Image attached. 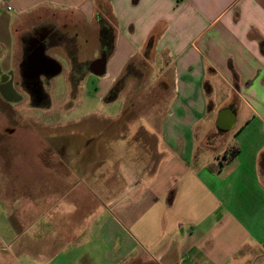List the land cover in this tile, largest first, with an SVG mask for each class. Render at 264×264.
<instances>
[{
	"label": "crops",
	"instance_id": "1",
	"mask_svg": "<svg viewBox=\"0 0 264 264\" xmlns=\"http://www.w3.org/2000/svg\"><path fill=\"white\" fill-rule=\"evenodd\" d=\"M88 72L112 131L0 133V264H264V0H0L1 121Z\"/></svg>",
	"mask_w": 264,
	"mask_h": 264
},
{
	"label": "rangeland",
	"instance_id": "2",
	"mask_svg": "<svg viewBox=\"0 0 264 264\" xmlns=\"http://www.w3.org/2000/svg\"><path fill=\"white\" fill-rule=\"evenodd\" d=\"M89 48L88 54L96 52L95 46L89 45ZM99 81L97 75L88 72L78 87L70 88L60 78L55 85L44 88L51 96L48 106L42 102L32 104L29 99L3 103L9 117L0 120V133L6 127L13 131H112L111 116L121 110L123 100L106 103L101 98L103 89ZM137 104L134 124H138L139 117L145 119L149 114L144 105ZM3 135H0V142L16 143V136ZM262 175L264 180V173Z\"/></svg>",
	"mask_w": 264,
	"mask_h": 264
},
{
	"label": "trees",
	"instance_id": "3",
	"mask_svg": "<svg viewBox=\"0 0 264 264\" xmlns=\"http://www.w3.org/2000/svg\"><path fill=\"white\" fill-rule=\"evenodd\" d=\"M100 26L102 27L101 34H100V41H101L103 50L107 54L110 51L111 45H112V37H113L112 29L103 20H100ZM117 91H118V88L117 89L116 87L114 89L112 88L110 92L108 93V95L106 96V100H110V101L113 100L117 94ZM236 152H237V149L234 148V152H230L229 154L231 155L230 157H232ZM261 160H262V166L264 167V153L262 154Z\"/></svg>",
	"mask_w": 264,
	"mask_h": 264
},
{
	"label": "water",
	"instance_id": "4",
	"mask_svg": "<svg viewBox=\"0 0 264 264\" xmlns=\"http://www.w3.org/2000/svg\"><path fill=\"white\" fill-rule=\"evenodd\" d=\"M104 63L105 59L103 57L95 61L94 72L96 74H102L104 72Z\"/></svg>",
	"mask_w": 264,
	"mask_h": 264
},
{
	"label": "flooded vegetation",
	"instance_id": "5",
	"mask_svg": "<svg viewBox=\"0 0 264 264\" xmlns=\"http://www.w3.org/2000/svg\"><path fill=\"white\" fill-rule=\"evenodd\" d=\"M39 49H40V47H39ZM38 49V50H39ZM34 95H37V93H39L40 94V89H38V88H32V89H29Z\"/></svg>",
	"mask_w": 264,
	"mask_h": 264
},
{
	"label": "built area",
	"instance_id": "6",
	"mask_svg": "<svg viewBox=\"0 0 264 264\" xmlns=\"http://www.w3.org/2000/svg\"><path fill=\"white\" fill-rule=\"evenodd\" d=\"M229 152H234V148L231 147V148L229 149Z\"/></svg>",
	"mask_w": 264,
	"mask_h": 264
}]
</instances>
